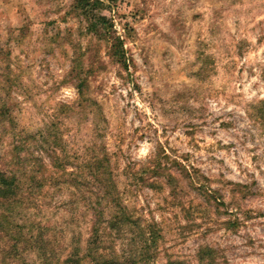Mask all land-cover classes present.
<instances>
[{"label": "rangeland", "instance_id": "1", "mask_svg": "<svg viewBox=\"0 0 264 264\" xmlns=\"http://www.w3.org/2000/svg\"><path fill=\"white\" fill-rule=\"evenodd\" d=\"M104 2L0 0V264H264V0Z\"/></svg>", "mask_w": 264, "mask_h": 264}, {"label": "trees", "instance_id": "2", "mask_svg": "<svg viewBox=\"0 0 264 264\" xmlns=\"http://www.w3.org/2000/svg\"><path fill=\"white\" fill-rule=\"evenodd\" d=\"M77 7L83 11V15L85 16L88 22V30L91 32L101 33L106 32L107 35H110V32L113 29V23L109 21L107 16H105L102 12H100L105 6L104 0H75ZM120 41V39H119ZM115 57L118 58V61L121 63H126L127 59L125 56V50L123 47L117 48L114 53ZM79 90H82V85L79 86ZM19 179L17 178L14 170L8 172H0V196L4 199H9L17 194V190L19 189L18 185ZM122 204H117L118 216L111 220V228L118 229L121 226H129L134 224L132 218L128 216L126 208L121 206ZM103 213L96 214V227L94 228L93 234L96 236L95 239L92 240V243L98 241L100 229L99 226L104 223ZM154 239V237L152 238ZM144 252V251H143ZM142 261L145 259L144 256L141 257ZM84 259L81 258L80 254L76 249H74L73 253L64 260L63 264H83ZM132 262L131 264H133ZM96 264H100V262H96ZM101 264H113V260L111 261H103Z\"/></svg>", "mask_w": 264, "mask_h": 264}]
</instances>
